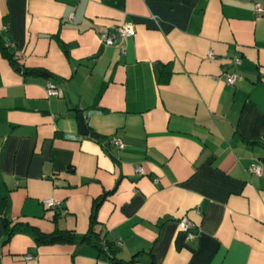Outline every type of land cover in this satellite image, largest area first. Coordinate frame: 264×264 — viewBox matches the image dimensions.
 I'll use <instances>...</instances> for the list:
<instances>
[{"label": "crops", "instance_id": "0c3cea01", "mask_svg": "<svg viewBox=\"0 0 264 264\" xmlns=\"http://www.w3.org/2000/svg\"><path fill=\"white\" fill-rule=\"evenodd\" d=\"M255 3L264 9V0H0L17 64L0 52V264H117L90 243L41 244L30 230L85 234L93 200L113 188L97 220L118 259L264 264V172H248L264 165ZM122 23L135 35L105 45L100 33ZM224 72L239 78L228 84Z\"/></svg>", "mask_w": 264, "mask_h": 264}, {"label": "trees", "instance_id": "16d2710c", "mask_svg": "<svg viewBox=\"0 0 264 264\" xmlns=\"http://www.w3.org/2000/svg\"><path fill=\"white\" fill-rule=\"evenodd\" d=\"M0 52L2 55L6 58H8L15 66L16 60L14 59L13 52L10 51L7 45H5L4 40L0 34ZM165 69L168 70L166 76L164 77V80L167 81L169 78L170 70L168 66H165ZM24 73H30V74H40L41 71L39 69H23ZM111 189L109 191H104L100 196L95 198L92 203V208L89 216V225L88 230L85 234L78 236L73 231L70 230H54L51 233H43L39 231L38 229L34 227H30V230L34 236V239L37 243L41 244H56V243H82L87 242L90 243L98 252V256L109 259L111 261L116 262L117 264H131L134 262V258L124 261L122 259H118L114 255V250L112 248L111 242L104 240V237L101 235V231L98 228V220H97V209L102 203V201L109 195L112 191ZM11 235L10 231H7V237L6 240H8L9 236Z\"/></svg>", "mask_w": 264, "mask_h": 264}, {"label": "built area", "instance_id": "2783aa9c", "mask_svg": "<svg viewBox=\"0 0 264 264\" xmlns=\"http://www.w3.org/2000/svg\"><path fill=\"white\" fill-rule=\"evenodd\" d=\"M254 9L256 12L261 13L264 12V9H262L259 5V3L254 4ZM135 35V28L132 24L128 23H122L119 25H116L114 27V30L112 32L110 31H103L100 33V39L105 45H115L118 43L119 38H125V37H131ZM208 58H214V53L212 51L207 52ZM238 59H234V63H238ZM224 77L225 81L228 84H233L238 78L239 75L236 72H224ZM45 88H46V93L48 96H58L59 95V90L58 88L54 85L53 81L50 79L45 80ZM112 142L117 146V147H122L124 145L123 140L120 137H115L113 138ZM2 153V146L0 144V155ZM136 173L142 174V168L141 167H136L135 169ZM248 172L250 173H255V174H260L264 172V165L258 162H253L249 165L248 167ZM44 205L47 207H56L59 203L58 200L54 198H47L43 200ZM179 228L186 233V237L188 239H194L196 234L194 232L195 228V223L187 218L186 216H183L180 221H179ZM32 256L31 255H26V259H30Z\"/></svg>", "mask_w": 264, "mask_h": 264}, {"label": "water", "instance_id": "95a60500", "mask_svg": "<svg viewBox=\"0 0 264 264\" xmlns=\"http://www.w3.org/2000/svg\"><path fill=\"white\" fill-rule=\"evenodd\" d=\"M43 75L48 76L46 73H43ZM78 118H79V123H80L81 131L83 133H87L88 132V129L86 127V124H85V120H84L83 115L82 114H79L78 115Z\"/></svg>", "mask_w": 264, "mask_h": 264}]
</instances>
